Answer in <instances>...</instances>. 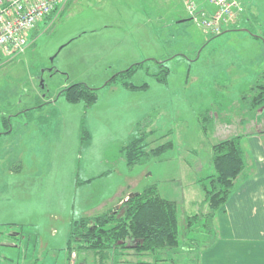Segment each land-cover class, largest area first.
<instances>
[{
  "label": "rangeland",
  "instance_id": "rangeland-1",
  "mask_svg": "<svg viewBox=\"0 0 264 264\" xmlns=\"http://www.w3.org/2000/svg\"><path fill=\"white\" fill-rule=\"evenodd\" d=\"M235 1L239 16L213 33L202 23L217 12L211 0H67L23 53L0 57V264L26 253V264H201L216 223L186 220L208 212L212 146L237 135L245 144L264 128V103L253 105L264 77V0ZM79 83L98 89L90 108L60 96ZM208 111L206 132L199 116ZM142 136L148 148H174L130 166L124 147ZM151 186L177 204L178 247L140 254L118 244L104 260L74 242L68 250L73 222Z\"/></svg>",
  "mask_w": 264,
  "mask_h": 264
},
{
  "label": "trees",
  "instance_id": "trees-1",
  "mask_svg": "<svg viewBox=\"0 0 264 264\" xmlns=\"http://www.w3.org/2000/svg\"><path fill=\"white\" fill-rule=\"evenodd\" d=\"M142 64H135L116 74L106 85L117 81L119 77L133 76ZM164 64L165 61L161 62L160 66L163 67ZM166 73H168V70ZM123 85L132 91L147 88L146 84L135 86L132 83L123 82ZM253 90L257 91V96L253 99V105L263 104L264 77L260 79ZM97 91L98 89H92L79 83L63 89L60 96H64L69 103L83 101L86 108H90L98 100ZM212 118L214 119V114L210 111L199 116L206 132V123ZM145 138V136L137 138L124 147L126 161L130 166L141 164L174 148L173 141H167L157 147L148 148V145L144 143ZM212 151L214 174L206 179L209 181H207V184H203L204 203L208 206V212L189 217L186 220L188 228L204 217L206 220L205 227L213 229L217 212L229 201L238 178L247 169L248 155L244 147L243 136L237 135L222 139L212 146ZM179 222L177 204L162 197L156 186H151L123 202L120 208L84 217L73 222L69 235L68 250L70 252L73 250L72 243L74 242L78 245V249H86L104 260L107 249L118 244L124 245L122 249H128L127 247H129L140 254L173 249L179 246L181 237ZM125 246L127 247L125 248Z\"/></svg>",
  "mask_w": 264,
  "mask_h": 264
},
{
  "label": "crops",
  "instance_id": "crops-1",
  "mask_svg": "<svg viewBox=\"0 0 264 264\" xmlns=\"http://www.w3.org/2000/svg\"><path fill=\"white\" fill-rule=\"evenodd\" d=\"M244 147L247 172L237 180L229 201L217 212L218 237L202 253L201 264H264V128L249 133ZM124 198L127 200L128 195ZM3 246L19 248L13 242ZM18 256L17 263L12 259L6 263L5 256V264L27 263L28 253L24 260ZM71 261L70 258L69 264Z\"/></svg>",
  "mask_w": 264,
  "mask_h": 264
},
{
  "label": "built area",
  "instance_id": "built-area-1",
  "mask_svg": "<svg viewBox=\"0 0 264 264\" xmlns=\"http://www.w3.org/2000/svg\"><path fill=\"white\" fill-rule=\"evenodd\" d=\"M67 0H0V57L23 53L29 34L40 21L58 11ZM217 12L202 23L209 32H219L222 21L235 20L242 9L235 0H211ZM195 9V4L190 3ZM201 14V16H203ZM201 18L200 16H197Z\"/></svg>",
  "mask_w": 264,
  "mask_h": 264
},
{
  "label": "water",
  "instance_id": "water-1",
  "mask_svg": "<svg viewBox=\"0 0 264 264\" xmlns=\"http://www.w3.org/2000/svg\"><path fill=\"white\" fill-rule=\"evenodd\" d=\"M135 195H137V194H132V195H130V196H129V199L132 198V197H134Z\"/></svg>",
  "mask_w": 264,
  "mask_h": 264
}]
</instances>
